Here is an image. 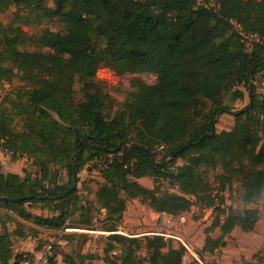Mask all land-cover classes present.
I'll list each match as a JSON object with an SVG mask.
<instances>
[{"label": "trees", "instance_id": "trees-1", "mask_svg": "<svg viewBox=\"0 0 264 264\" xmlns=\"http://www.w3.org/2000/svg\"><path fill=\"white\" fill-rule=\"evenodd\" d=\"M0 0V11L14 6L15 23L0 22V82L20 73L30 81L25 105L19 106L25 138L12 135L10 124L0 116V148L12 159L27 156L37 174L0 172V206L15 210L23 219H32L48 228H60L70 217L77 201L73 180L89 159L101 163L104 183L97 198L107 217L115 223L124 211L127 197L139 198L159 212L173 215L189 210L190 198L170 195L159 198L155 188L136 180L144 176L168 179L189 194L213 204L206 192L202 167L223 164L225 158L245 157L253 166L264 169V99L256 92L253 77L264 68V43H252L234 28L240 24L245 33L264 37V0ZM57 19L62 27L54 32L44 29L28 36L20 24H40ZM105 42L109 68L117 74L150 72L154 84L133 79L122 111L110 113L114 98L108 85L96 78L101 61L93 34ZM32 45L46 51H30ZM76 80L82 98L71 97ZM243 84L248 104L234 113L231 130L216 131L217 115L231 112L224 98L243 94L235 86ZM131 131H135L131 134ZM14 136V137H13ZM130 142V146L122 143ZM164 144L170 156L186 163L177 171L168 162H156L154 145ZM182 150H180V148ZM64 168L70 184L59 182ZM253 182L255 196L264 185V171ZM23 200L8 199L26 197ZM3 198H8L3 199ZM40 203L51 215H33L24 204ZM6 215V214H5ZM9 214L0 215V264H20L22 258L12 250V235L7 228ZM264 218L254 216L223 224L227 230L239 225L260 233ZM85 223H89L87 220ZM16 230L13 234L16 235ZM123 248L125 264L139 245V239L118 234L110 236ZM149 264H183V248L168 246L163 236L147 238ZM167 247V251L162 249ZM88 255H68L66 264H91ZM52 261V258H50Z\"/></svg>", "mask_w": 264, "mask_h": 264}, {"label": "rangeland", "instance_id": "rangeland-1", "mask_svg": "<svg viewBox=\"0 0 264 264\" xmlns=\"http://www.w3.org/2000/svg\"><path fill=\"white\" fill-rule=\"evenodd\" d=\"M45 4L54 7V0H46ZM209 4L215 5V0H209ZM15 12L14 6H7L0 11V22L5 26L12 25L16 22ZM17 24L21 25L28 36H36L44 29L57 32L62 27L55 18L44 19L40 24H25L21 21L15 25ZM93 43L101 61L96 78L108 85V91L115 100L110 113H120L129 92L135 90L131 81L140 79L144 83L154 84L157 81L156 75L150 72L117 74L109 68L104 39L94 33ZM25 49L46 51L32 45L25 46ZM1 65L10 66L16 71L13 62H0ZM19 74L0 82V116L4 114L14 136L25 135L27 132L18 109L25 105L28 91L32 88L31 82L25 81ZM253 83L256 92L264 99V68L255 74ZM234 89L240 90L243 96L236 100H232L230 94L225 96L224 101L231 112L217 115L215 129L218 132L231 130L236 124L233 112L248 104L246 87L239 84ZM71 97L75 100L82 98L80 85L76 80L71 85ZM134 133L135 131H131V134ZM124 145L131 144L128 142L122 144ZM153 152L156 162L164 160L174 171L186 163L183 158L172 160L174 156H166L168 149L164 144L154 145ZM84 157V164L76 172L74 189L77 201L64 226L48 228L38 225L32 219L19 217L15 210L0 206V215L11 216L9 221L6 219V226L12 235V250L15 255L28 257L36 262L42 254L50 252L52 264H66L68 255L82 253L88 255L86 261L91 264H125L124 246L110 238L111 235L118 234L139 239V245L131 253V261L127 264H149L147 238L160 235L168 246L183 248V264H264V222L260 224V233L243 230L239 225H233L230 230L223 226L225 223L231 225L237 220L254 216L264 218V185L259 196L248 193L254 191L253 182H248L250 187L246 185V175L257 178L258 170L264 171L261 166H253L245 157L236 156L231 160L225 158L223 164L218 161L214 166L202 167V177L207 184L206 192L213 199L212 205H207L201 198L184 194L178 185L168 179L159 180L154 176L133 179L146 188L156 187V195L161 199L178 195L190 198L192 204L189 210L173 215L159 212L142 203L139 198L127 197L121 191L120 196L126 198L125 207L120 219L113 223L97 198V192L104 183L103 168L109 157H102L101 163L89 159V155ZM25 170L31 175L37 174L31 163ZM59 174V182L68 186L70 181L67 171L60 168ZM24 207L33 215H51L40 203H25ZM87 220L89 223H85ZM14 230L16 235L13 234ZM182 241L190 250L184 247ZM162 250L167 251V247Z\"/></svg>", "mask_w": 264, "mask_h": 264}, {"label": "built area", "instance_id": "built-area-1", "mask_svg": "<svg viewBox=\"0 0 264 264\" xmlns=\"http://www.w3.org/2000/svg\"><path fill=\"white\" fill-rule=\"evenodd\" d=\"M231 23L234 26V28L236 30H238V32L241 35L244 36V38L248 42V45H251L252 43H264V37H261L256 33H245L242 30L240 24H238L237 22H235L233 20H231ZM0 151H3V150L0 148ZM3 152L10 155L9 151H3ZM182 243H183L184 247H186L188 250H190L189 246L185 242L182 241ZM50 258H51L50 252H47V253L42 254L36 262H33L28 257H24V258H22L20 264H52Z\"/></svg>", "mask_w": 264, "mask_h": 264}, {"label": "crops", "instance_id": "crops-1", "mask_svg": "<svg viewBox=\"0 0 264 264\" xmlns=\"http://www.w3.org/2000/svg\"><path fill=\"white\" fill-rule=\"evenodd\" d=\"M3 154V155H2ZM5 154V155H4ZM31 159L27 156L12 159L10 155L0 152V172L24 175V170L30 166Z\"/></svg>", "mask_w": 264, "mask_h": 264}, {"label": "water", "instance_id": "water-1", "mask_svg": "<svg viewBox=\"0 0 264 264\" xmlns=\"http://www.w3.org/2000/svg\"><path fill=\"white\" fill-rule=\"evenodd\" d=\"M123 144V143H122ZM122 144L118 147V148H120L121 146H122ZM182 148L183 147H181L180 148V150H182ZM174 154H175V151H171L170 152V156L172 157V156H174ZM76 187V181H75V179H74V182H73V185H72V188H75ZM29 196H26V197H19V198H13V199H8V198H3V199H8V200H10V201H18V200H23V199H25V198H28ZM1 199V198H0Z\"/></svg>", "mask_w": 264, "mask_h": 264}]
</instances>
